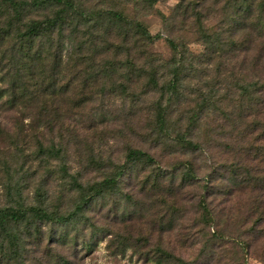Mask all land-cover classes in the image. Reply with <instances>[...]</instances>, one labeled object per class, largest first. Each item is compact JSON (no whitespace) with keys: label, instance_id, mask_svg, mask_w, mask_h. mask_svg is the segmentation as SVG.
<instances>
[{"label":"rangeland","instance_id":"rangeland-1","mask_svg":"<svg viewBox=\"0 0 264 264\" xmlns=\"http://www.w3.org/2000/svg\"><path fill=\"white\" fill-rule=\"evenodd\" d=\"M16 1L28 3L21 18L0 0V31L12 24L0 77L16 54L26 109L0 112V207L69 213L75 179L103 181L130 148L155 161L127 165L120 186L92 197L75 222L29 212L9 224L21 243L15 260L156 264L158 247L190 257V243L203 241L195 209L205 197L249 264H264V0H69L64 25L22 52L41 56L32 65L37 78L33 61L17 53L20 33L55 17L64 0ZM40 144L61 148L62 159ZM0 240V249L11 247L6 234Z\"/></svg>","mask_w":264,"mask_h":264},{"label":"trees","instance_id":"trees-1","mask_svg":"<svg viewBox=\"0 0 264 264\" xmlns=\"http://www.w3.org/2000/svg\"><path fill=\"white\" fill-rule=\"evenodd\" d=\"M5 4H9L15 12H17L18 17L21 18L22 10H24L25 6L28 4L26 1H16V0H3ZM58 2L61 3L62 0H33V5H44L47 3ZM64 7L60 8L57 15L55 17L46 18L40 21L32 22L29 27L23 32L20 33V44L18 45V54H23L28 60H32L33 63L30 65V75L37 76L32 65L36 64L39 60H41V56L37 54H31L30 52L25 50L32 49V43L34 40L44 36L47 31H51L58 25L61 27L64 25L65 21V13H67L66 9L68 6H71L69 0H64ZM5 26L0 31V51L1 45L6 41V38L9 37V29L12 27L11 22H7ZM142 34L150 38L151 35L149 31L142 26H139ZM252 34H250V37ZM5 55L0 53V58L3 59ZM10 59V63L8 64V69L2 74L0 77V112L6 110H25L26 102L23 100L21 96V84L19 76L21 75V70L16 68L15 59L16 54H12ZM7 67V66H4ZM13 77V78H12ZM50 83V82H49ZM41 85V84H40ZM55 89V84H48L47 91ZM10 96V97H9ZM8 97V98H7ZM165 108H158L156 121L158 124L159 132H167V114ZM59 118V116H58ZM192 122L196 121L195 115L191 118ZM18 122V121H17ZM44 123L46 126L50 127L55 122L53 119L45 118ZM22 122H18L16 125L19 128ZM21 130V134H22ZM20 134V135H21ZM189 145L194 146L192 141L188 142ZM40 152L43 154L47 153L48 155L62 159V150L61 148H56L53 146L52 148H43V145H39ZM154 158L148 154L147 152L141 151L139 149L130 148L127 156L126 163L123 166H119V169L114 172L111 176L107 177L101 182L95 183L90 186H85L78 182L77 179L74 180L75 190L79 193L77 205L75 210L67 213H51L44 207H32L26 206L23 203H19L18 206H4L0 207V232L6 234L7 241L11 247L7 250H4L2 247L0 249V264H12L15 261V264H24L19 260H15L16 256L20 253L21 243L19 242V238L16 235V232L13 228H9V224L11 223H20L26 220V217L29 212H33L34 217L37 219H47L62 223H72L80 219V215L84 209V207L89 204L92 197L97 196L102 192V190L106 188H117L120 186V179L126 173L127 165L133 164H149L154 163ZM160 174H157L159 177ZM188 179H195L196 174L192 168H189L187 171ZM178 209L174 208L172 210V215H176ZM195 212L199 214V220H197V224L200 225L199 233L203 237V241L198 242L194 241L190 243L191 249L197 245L196 251L194 255L190 257L185 254H177L176 248L172 247L171 251L169 249H164L158 247L156 258L154 261L156 264H249L247 259V254L245 253V249L242 246L235 242L236 238L229 233L224 232V230H220L218 228V222L215 218V214L212 209L206 204L205 197L199 200L197 208ZM221 223V221H220ZM171 225V224H170ZM264 231V230H263ZM0 245H4V242L0 240Z\"/></svg>","mask_w":264,"mask_h":264}]
</instances>
